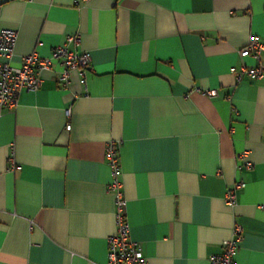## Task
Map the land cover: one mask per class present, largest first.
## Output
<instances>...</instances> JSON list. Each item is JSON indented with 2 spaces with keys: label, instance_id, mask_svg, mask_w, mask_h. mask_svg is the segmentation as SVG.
<instances>
[{
  "label": "crops",
  "instance_id": "0c3cea01",
  "mask_svg": "<svg viewBox=\"0 0 264 264\" xmlns=\"http://www.w3.org/2000/svg\"><path fill=\"white\" fill-rule=\"evenodd\" d=\"M0 28L17 33L12 66L74 33L90 56L84 84L43 70L0 107V264H105L110 139L147 264H209L237 228L234 264H264V75L231 72L255 64L250 36L264 45V0H9Z\"/></svg>",
  "mask_w": 264,
  "mask_h": 264
},
{
  "label": "built area",
  "instance_id": "2783aa9c",
  "mask_svg": "<svg viewBox=\"0 0 264 264\" xmlns=\"http://www.w3.org/2000/svg\"><path fill=\"white\" fill-rule=\"evenodd\" d=\"M17 33L10 28H0V107L13 109L17 105L21 91H34L40 85L39 74L43 70H54L57 80L61 85L69 82L70 76L75 70L79 71V82L85 83L84 73L88 67L90 56L87 52L73 51L67 48V43L75 45L80 42V34L74 33L66 36L63 44L52 49L50 56L42 58L36 52L27 54L21 58L19 66H12L10 59ZM240 57L250 56L255 64L242 65L238 70L231 69L237 80L243 76L251 79H259L264 75V45L255 36H250L248 42L239 50ZM262 55V58L260 56ZM57 67V69H56ZM203 93L209 97L215 96V89H205ZM69 114V111H66ZM69 130L70 124L64 127ZM119 144L110 139L105 144V161L110 169L111 179L108 189L114 196V222L115 230L106 238L107 251L105 264H147L142 254L141 246L129 238V226L125 219V203L122 181L119 179L120 168L118 161ZM243 165L250 167L246 159V152L240 154ZM13 167V166H12ZM244 186V182L238 181L228 186L225 192V201L231 204L234 201L235 190ZM31 228V227H30ZM240 229L233 231V236L224 239L220 243L221 250L211 254L209 264H234V256L237 252L240 240Z\"/></svg>",
  "mask_w": 264,
  "mask_h": 264
},
{
  "label": "water",
  "instance_id": "95a60500",
  "mask_svg": "<svg viewBox=\"0 0 264 264\" xmlns=\"http://www.w3.org/2000/svg\"><path fill=\"white\" fill-rule=\"evenodd\" d=\"M6 1H9V0H0V5Z\"/></svg>",
  "mask_w": 264,
  "mask_h": 264
}]
</instances>
